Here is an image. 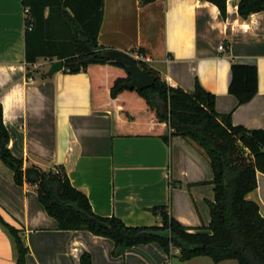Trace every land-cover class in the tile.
I'll list each match as a JSON object with an SVG mask.
<instances>
[{
    "label": "crops",
    "instance_id": "0c3cea01",
    "mask_svg": "<svg viewBox=\"0 0 264 264\" xmlns=\"http://www.w3.org/2000/svg\"><path fill=\"white\" fill-rule=\"evenodd\" d=\"M238 4L239 0H228L224 18L215 4L203 0H105L99 42L134 56L143 51L151 58L147 66L170 85L194 92L198 79L214 93L216 110L231 112L235 125L264 128V10L244 20ZM135 5L139 17L146 15L145 33L140 23L136 32L130 31L128 18ZM24 8L23 0H0V103L9 146L25 160V169L64 165L72 184L88 195L94 212L118 216L128 225L161 224L153 208L165 206L191 231L207 226V200L215 191L203 149L193 139L177 135L167 140L152 134H117L125 123L120 107H93L88 72L70 73L63 67L53 73L56 57L27 62ZM232 63L258 68V92L248 103L238 105L229 92ZM132 100L125 96L118 104H124L130 118L148 116L146 108ZM105 104L114 102L106 97ZM116 115L121 118L117 126ZM145 127L150 129L149 124L136 128ZM257 182L248 198L264 215V173H258ZM0 215L19 229L30 249L27 264H79L84 251L91 253L92 264H239L234 259L217 263L209 256L182 261L176 252L167 256L157 242L121 249L114 256V243L107 237L84 229L59 230L40 202L36 184L26 180L18 185L3 161ZM17 259L15 239L0 221V264H17Z\"/></svg>",
    "mask_w": 264,
    "mask_h": 264
},
{
    "label": "trees",
    "instance_id": "16d2710c",
    "mask_svg": "<svg viewBox=\"0 0 264 264\" xmlns=\"http://www.w3.org/2000/svg\"><path fill=\"white\" fill-rule=\"evenodd\" d=\"M141 1L148 4L157 0ZM203 1L215 4L226 18L228 0ZM23 4L30 10L25 29L28 63L42 57H56L64 60L67 72H88L92 78L93 107L113 110L120 107L119 114L125 123L122 130L116 129L117 134H152L167 140L169 135L191 138L209 157L214 173L215 195L207 200L210 221L207 226L191 231L193 228L170 215L165 206L153 208L161 215V224L153 226L128 225L118 216L99 215L92 209L88 195L72 184L64 165L56 166V171L40 170L37 193L45 211L57 220V228L84 229L107 237L114 243V256L121 249L157 242L169 257L179 249L177 254L182 261L209 256L217 263L234 259L239 264H264V215L259 204L248 198L257 188L258 173H264V128L235 125L231 112L216 110L214 93L198 79L194 92H190L170 85L156 69L140 60H137L140 67L154 73L156 81L146 89L128 87L131 75L119 62L106 56L107 48L99 42L105 0H23ZM262 10L264 0H239L238 13L244 20ZM139 51L140 55L144 54ZM229 84V92L236 96L238 105L250 102L258 92L257 66L232 63ZM125 96L146 108L148 116L130 118L124 104V107L118 104ZM106 97L114 105L105 104ZM3 115L4 107L0 103V161L12 169L15 182L23 186L25 160L14 155L9 146L10 132ZM118 116L114 119L116 126L121 119ZM138 124H149L150 129L138 130ZM95 220L106 223L107 227L98 226ZM0 221L15 239L17 264H27L30 249L19 229L1 215ZM166 231L170 233L168 237L159 234ZM186 243L191 246L187 248ZM199 245L202 247H196ZM79 264H92L91 253L84 251Z\"/></svg>",
    "mask_w": 264,
    "mask_h": 264
},
{
    "label": "water",
    "instance_id": "95a60500",
    "mask_svg": "<svg viewBox=\"0 0 264 264\" xmlns=\"http://www.w3.org/2000/svg\"><path fill=\"white\" fill-rule=\"evenodd\" d=\"M106 56L110 60H115L119 62L125 69H127L128 73L131 75V81L128 82V87L130 88H138V89H146L150 88L151 85H153L156 81V75L152 73L150 70H145L140 67L137 59L134 55L129 54L128 52L121 51L118 49H107L106 50ZM64 67V60L60 59L59 61H56L50 71L53 73L60 71ZM41 171L36 166H27L25 169V178L31 183L38 184L41 181L40 178ZM95 223L98 226L101 227H107L106 223L102 221L95 220ZM161 236L168 237L169 232H160ZM187 248H189L190 244H185ZM196 247H202V246H196Z\"/></svg>",
    "mask_w": 264,
    "mask_h": 264
},
{
    "label": "rangeland",
    "instance_id": "374dc122",
    "mask_svg": "<svg viewBox=\"0 0 264 264\" xmlns=\"http://www.w3.org/2000/svg\"><path fill=\"white\" fill-rule=\"evenodd\" d=\"M131 15L132 16H130V20L128 18V23H131V25H130V31L136 32L137 27H138V25L140 23V25L143 26L141 28V31H142V33H145V25H144L145 18H146L145 13H141L140 14L141 16L139 17L138 12H137V7L135 5V7H134L133 12H132ZM158 28H159V26H158V24H156V26H155L154 29L156 30ZM51 170L56 171V168H52Z\"/></svg>",
    "mask_w": 264,
    "mask_h": 264
},
{
    "label": "built area",
    "instance_id": "2783aa9c",
    "mask_svg": "<svg viewBox=\"0 0 264 264\" xmlns=\"http://www.w3.org/2000/svg\"><path fill=\"white\" fill-rule=\"evenodd\" d=\"M24 15H25V18L27 19L29 16H30V10L28 7L24 8ZM30 28H32V24L29 26ZM223 46L221 45L220 48H222ZM135 58L137 60H140V61H143L144 63H149L151 61V58L150 57H147L145 55H140V54H137L135 56ZM176 253H179L180 250L179 249H176L175 250Z\"/></svg>",
    "mask_w": 264,
    "mask_h": 264
}]
</instances>
